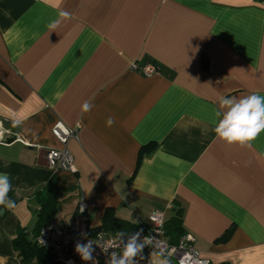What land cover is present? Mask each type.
Instances as JSON below:
<instances>
[{
	"label": "crops",
	"instance_id": "crops-1",
	"mask_svg": "<svg viewBox=\"0 0 264 264\" xmlns=\"http://www.w3.org/2000/svg\"><path fill=\"white\" fill-rule=\"evenodd\" d=\"M60 11L71 19L52 30ZM252 93L264 96V0H0V172L14 202L0 206V264H38L12 238H33L34 192L51 177L54 221L82 234L80 207L97 228L107 209L138 225L176 205L209 264H264V132L240 147L212 130L221 97ZM58 120L79 131L72 168L54 172Z\"/></svg>",
	"mask_w": 264,
	"mask_h": 264
},
{
	"label": "built area",
	"instance_id": "built-area-1",
	"mask_svg": "<svg viewBox=\"0 0 264 264\" xmlns=\"http://www.w3.org/2000/svg\"><path fill=\"white\" fill-rule=\"evenodd\" d=\"M130 70L149 76L159 72V67L152 63L132 62ZM78 131V125L68 126L59 120L54 124L51 133L61 147L45 151L44 159L48 169L57 172L72 168L73 157L67 149V143L71 139H77ZM79 212L86 220V209L80 207ZM165 222V214L154 210L149 214L148 222L139 223L131 234L102 231L90 238L86 233L79 232L75 224H61L52 220L40 229L34 241L47 250L57 264H109L114 253L115 259H120L123 248L139 233L135 243L143 244L144 247L142 252L133 257L132 264H160L163 260H167L168 264H209L194 247L192 235L184 234L177 243H170L165 235ZM89 241L92 259L84 261L75 249L77 244L83 246Z\"/></svg>",
	"mask_w": 264,
	"mask_h": 264
},
{
	"label": "clouds",
	"instance_id": "clouds-1",
	"mask_svg": "<svg viewBox=\"0 0 264 264\" xmlns=\"http://www.w3.org/2000/svg\"><path fill=\"white\" fill-rule=\"evenodd\" d=\"M60 19L52 21L48 27L55 30L62 20L71 19V13L68 11H60ZM93 105L85 101L82 109L85 112L91 110ZM219 108L225 109L222 113L217 111L218 121L214 123L213 132L216 138L228 145H239L240 147H248L261 132H264V96L258 93H252L241 98L221 97L219 99ZM114 123L113 118L109 117L107 124L109 126ZM12 189L11 178L8 173L0 172V206L4 208L14 207V202L9 198L8 193ZM123 235V233H121ZM139 237V233L133 236L127 245L123 248L122 256L119 260L113 259L109 264H132V259L138 253L142 252L143 244H136L135 241ZM91 241L87 245L77 244L75 251L80 255L81 259L88 261L91 257ZM160 264H168L167 260L160 261Z\"/></svg>",
	"mask_w": 264,
	"mask_h": 264
},
{
	"label": "trees",
	"instance_id": "trees-1",
	"mask_svg": "<svg viewBox=\"0 0 264 264\" xmlns=\"http://www.w3.org/2000/svg\"><path fill=\"white\" fill-rule=\"evenodd\" d=\"M156 65V64H155ZM157 66V65H156ZM142 153H139L137 166L141 161ZM63 189L57 188L54 177H51L46 184L39 187L34 192V201L38 205L35 214V226L33 229V238H29V232L23 228H18L13 234L12 245L13 249L20 261H25L30 258H35L38 264H57L50 253L44 248L38 246L34 241L35 236L39 233L40 229L48 222L54 220L59 212L58 194ZM174 215L165 222V235L169 237V242L175 244L184 235L182 228V208L174 206ZM86 217V234L88 237H93L98 232H117L131 234L137 229V225L124 219L115 217L112 209L105 210L102 218V223L97 228L89 227L90 215L84 213ZM232 233V228L227 230L220 238L221 241L227 240Z\"/></svg>",
	"mask_w": 264,
	"mask_h": 264
},
{
	"label": "water",
	"instance_id": "water-1",
	"mask_svg": "<svg viewBox=\"0 0 264 264\" xmlns=\"http://www.w3.org/2000/svg\"><path fill=\"white\" fill-rule=\"evenodd\" d=\"M15 140H16V136L13 135V136H11V137H6L5 140H3V143H5V144H11V143H13ZM3 213H4L3 210H1L0 214L3 215Z\"/></svg>",
	"mask_w": 264,
	"mask_h": 264
}]
</instances>
